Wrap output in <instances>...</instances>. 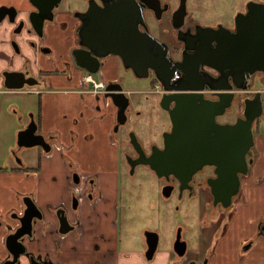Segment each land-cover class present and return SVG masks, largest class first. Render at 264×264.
Listing matches in <instances>:
<instances>
[{
    "label": "flooded vegetation",
    "instance_id": "obj_1",
    "mask_svg": "<svg viewBox=\"0 0 264 264\" xmlns=\"http://www.w3.org/2000/svg\"><path fill=\"white\" fill-rule=\"evenodd\" d=\"M246 6L247 4H244L240 11L235 12L230 22L222 18L214 23L208 19L209 16H206V13L201 9L200 0H0V57L3 56L2 48L7 46L10 41L15 56L23 58V64L19 65L20 67L16 66L18 63L11 65L7 60L0 58V68L1 66H5L0 69V95H33L39 94V91L43 90L61 93L63 91L61 88L56 87L54 81L60 82L63 79L70 83H75L72 91L82 98L83 78L88 75V72L77 65V60L83 61L85 58L83 52L85 47L80 45V41L83 40V37L87 41L91 39L99 41L103 36L99 29L103 31L107 23L114 22L135 25L138 33H140L139 35L142 36L146 43L138 42L133 34L127 36L126 40L129 41L127 44L133 48L129 58H121L114 54L99 58L101 67L97 73L90 74L92 78L96 79L95 81L105 82L101 72V68L105 64L115 63L123 67V59L132 63L146 62L155 66H167L168 69L179 67V70L174 71V73H177V79L184 77L185 70L191 67L203 80L202 84L205 88L203 91L204 98L210 101L215 100L217 98L215 91H212L208 84H214L219 74L200 63L206 50H210V47L214 48L215 46L213 43V46L205 47L206 41L203 40L202 36L206 34V28L212 27L217 29L220 24L233 30L235 16L239 13H245L247 10ZM107 16L114 17L108 19ZM88 31L93 32L92 38H90L91 35L88 36L86 34ZM58 33L60 40L55 41L54 45H52L49 42V37ZM186 39L187 42L185 41ZM22 45H24L25 51ZM137 47L138 49L135 50L134 48ZM143 47L148 49L154 47L156 53L143 52ZM98 52H101L100 49H98ZM126 70L132 72L130 69ZM9 74H12V76ZM19 74H24L26 78H29L30 81H36L38 85L19 90L6 89V80L10 79L8 85L19 84L22 81L19 80ZM259 74L261 81L258 80V82L263 87L264 76L261 73ZM148 78L152 86L147 94V96L150 95L147 100L150 98L152 100L149 101L148 106L146 103H144V106L150 111L164 113L168 125H165L162 131H165L164 133L170 132L171 121L168 111L163 110L160 106V98L164 94V91L154 90V82H157V79L152 72H150ZM253 78L249 80L251 82L250 88H253ZM120 80V77H118V82ZM28 89H38V92H29L31 90ZM247 94L235 95L231 106L225 110L222 116L217 117V121L226 123L234 122L237 118H243L244 100L246 97H252V94ZM104 95L105 92H98L93 96L94 102H96L94 103V109L97 111L100 109L99 101L105 102ZM17 97H13L12 101L16 100ZM17 104H11L7 109V113L10 114L13 121H16V124L13 126L14 135L9 139V143L6 145L4 151L0 148V190L13 193L15 200V205L11 209L0 212V241L7 251L5 257H0V264H29V261L25 257L13 256L18 249L10 253L6 245L8 236L15 234V232L16 236H21L22 225L20 219L25 214L27 199H31L36 205L33 194H22L20 191V184L24 182V179L20 178L19 175L24 176V158H33L37 164H40V159L43 156L49 158L52 156L55 147H62L58 135H45L41 133L39 128L40 118L37 113L31 110L24 111L23 105L18 102ZM131 108L130 102L127 114ZM23 112L28 114L26 119ZM230 117H233L234 120L230 121ZM32 122L36 126V134L41 135L44 140L42 146L25 148L20 144L23 141L18 140L19 134L25 129L32 128ZM130 122L133 126L134 121L132 122L131 120ZM162 133L159 135L160 142L158 145L149 141L148 150L143 148L146 156L151 153L152 146L160 149L163 147ZM134 153L133 157L126 156L129 159H136L138 155L135 151ZM65 163L68 168L72 169L73 165L70 162L66 161ZM252 164H254V160ZM142 166L149 169L147 165ZM127 167L130 170L129 163ZM133 171L130 170V173ZM245 176H240L241 181L243 177L245 179ZM215 177L214 167L204 166L192 175L186 186L181 188V190V183L174 176L170 175L168 180L165 177H161L160 179L163 181V186H173L172 192L176 191V194L179 195L182 192H187L190 198L196 199L197 208L195 213L199 214L201 207L205 204L210 205L211 209L230 210L243 189L242 182H240V191L233 198L230 207L224 209L220 203L214 205L208 180ZM69 181L70 200L68 206L60 204L56 208H48L54 217V224L45 219V213L36 205L40 211L41 219H37L36 224L32 225L30 237L22 234L19 239L24 238L23 244L29 253L31 251L28 250L27 243L33 244L38 240L37 238L57 236L62 240V238L71 234H74L75 238L81 237L80 206L83 201L88 202L90 205H95L102 198L99 179L97 176H84L77 172L76 169L75 171L73 169L71 175H69ZM206 198H208V201L205 200ZM61 213L67 218L68 226L72 228L68 229L66 233L59 232L60 228H67L58 221ZM183 232L184 227L180 225L174 235L171 255L169 254L175 257V261L172 264H189L190 261L196 260H192V257L189 256L191 259L184 262L188 252L187 248L183 256H178L173 249L177 234H180L179 241L186 242L183 238ZM143 233L142 242L146 251L147 246ZM252 243L253 240L247 245L250 247ZM55 246L59 254L61 250L58 241H55ZM186 246H188L187 243ZM95 247L98 249L97 246ZM39 255L33 253L35 257ZM42 258L50 264H62L60 262H53L47 254L42 256ZM93 264H98V262L96 261Z\"/></svg>",
    "mask_w": 264,
    "mask_h": 264
},
{
    "label": "water",
    "instance_id": "obj_2",
    "mask_svg": "<svg viewBox=\"0 0 264 264\" xmlns=\"http://www.w3.org/2000/svg\"><path fill=\"white\" fill-rule=\"evenodd\" d=\"M246 8L245 13L235 16L233 30L220 24L217 29L206 28V34L202 36L206 41L205 47L213 46V43L215 46L206 50L207 53L205 52L200 62L219 74L214 84H208L210 89L215 91V100L204 98L203 80L191 67L185 70L184 77L174 80L173 73L179 70V67L168 69L167 66H155L146 62L132 63L123 59V67L130 69L137 78L146 79L150 72L155 75L164 90L160 106L168 111L171 121L170 132L163 134V147L160 149L152 146L148 156L135 134L129 133V143L138 155L136 159H129L130 170L133 171L136 165H147L158 178L165 177L168 180L170 175L174 176L181 183V190L202 167H214L216 177L209 179L208 185L213 204L220 203L224 209L231 206L233 198L240 191V176H245L253 163V128L263 114L262 95L256 91L252 97H246L244 100L243 118L226 123L217 121V117L222 116L231 106L235 95L247 93L251 89L249 80L254 77L255 82V74L261 73L264 76V4L249 1ZM113 17L107 16L108 19ZM92 31L86 32L88 36L91 35L90 38ZM99 31L103 35L99 41H87L84 37L80 41V45L85 47V58L83 61L77 60V65L90 74L97 73L101 67L99 58L110 54L129 58L133 48L128 46L129 41L126 38L130 34H133L138 42L146 43L133 24L109 22L103 31ZM185 41L187 42V39ZM98 49L101 52H98ZM142 51L156 53L154 47H143ZM19 76V80H22L19 84L8 85L10 79L6 80V89L19 90L38 85L24 74ZM103 91L104 98L117 108V123L114 127V132H117L127 121L126 112L130 98L118 81L107 82ZM31 124L32 128L19 134L18 140L23 141L19 143L25 148L42 146L44 140L41 135L36 134L34 123ZM172 191L171 185H165L161 189L165 198H168ZM26 204L25 214L20 219L21 236L23 234L30 237L32 225L36 224L37 219H41V214L31 199L28 198ZM58 221L67 227L60 228V233L72 229L62 213ZM143 235L147 246L144 257L151 261L156 251L158 236L148 230L144 231ZM20 237L16 236L15 232L6 239L10 253L18 249L13 256H23L29 264H50L42 256L35 257L32 252L29 253L23 244L24 238L19 240ZM179 238L180 234H177L173 249L178 256H183L187 246L186 242L179 241ZM248 247L249 245L244 249ZM189 264L196 263L190 261Z\"/></svg>",
    "mask_w": 264,
    "mask_h": 264
},
{
    "label": "crops",
    "instance_id": "obj_3",
    "mask_svg": "<svg viewBox=\"0 0 264 264\" xmlns=\"http://www.w3.org/2000/svg\"><path fill=\"white\" fill-rule=\"evenodd\" d=\"M59 40V33L49 37L52 45ZM117 66L119 67L115 63H109L101 68L105 82L118 81L120 70ZM123 69L126 70L124 67ZM131 74L135 76L132 72ZM54 84L63 92L39 91V94H33V99L28 104L23 101V109L37 113L41 133L58 135L62 147H55L49 158L43 156L40 164L33 158H24V176L19 175L24 179L20 184V191L22 194H33L36 205L45 213V219L53 224L54 217L48 208L53 209L60 204L68 206L69 175L73 169L84 176H97L102 198L95 205L82 202L80 238H75L74 234L67 235L62 240L57 236L41 237L33 244L27 243L28 250L41 256L47 254L53 262L62 264H93L96 261L98 264H172L170 255L164 251L156 252L152 260L147 261L144 248L139 252L129 251L118 245L114 222L118 207L116 172L119 168L121 138L118 139L116 134V141L113 139L117 123L116 106L109 101L105 107L107 101H99L100 112L96 115L91 111V106L95 103L93 96L81 92L83 103L79 95L72 91L75 83L62 79L60 82L54 81ZM87 89L88 85L84 84L82 90ZM130 111L133 115L134 108ZM140 114L138 112L137 116ZM260 130L259 121L254 125L253 133ZM252 153L254 164L241 181L244 190L239 193L238 201L236 199L232 208L225 211L226 215L231 214L228 215L231 218L221 236H215L220 231L219 222L210 223L207 227L206 218L199 220L204 234L197 245L201 248L203 242L210 245L213 241L215 250L210 255L201 257H196L191 252L184 262L191 259L190 256L192 260L196 259L197 264H264V135L257 136L255 133ZM66 161L73 165L72 169L68 168ZM14 205L13 193L0 190V212L8 211ZM214 226L215 230L211 232L210 229ZM102 231L107 232L109 237L101 235L102 240L98 241L95 235ZM256 236L258 237L255 238ZM251 240L253 243L250 247L244 249ZM55 241L60 244L59 254ZM93 246L98 249L95 247L93 250ZM6 254L0 241V257H5Z\"/></svg>",
    "mask_w": 264,
    "mask_h": 264
},
{
    "label": "rangeland",
    "instance_id": "obj_4",
    "mask_svg": "<svg viewBox=\"0 0 264 264\" xmlns=\"http://www.w3.org/2000/svg\"><path fill=\"white\" fill-rule=\"evenodd\" d=\"M249 1L264 4V0H200V6L206 13V16H209L208 19L211 20V22L213 21L215 23L222 18L230 22L235 12L240 11L244 4H247ZM22 47L25 51L24 45H22ZM2 49L3 56L0 57L1 59L7 60L11 65L18 63L16 66H21L23 64V58L21 56H15L13 53V47L10 41L8 45L4 46ZM4 67L5 66H1L0 69ZM120 67L119 65L120 83L124 91L132 92L129 98L134 112L133 115L131 111L127 114L126 123L119 127L117 133H115L113 137L115 141L116 134L118 139L121 138L118 151L120 152L119 168L116 172V176L118 177V190L116 196L118 207L114 222L118 245H120L121 249L139 252L144 248L142 233L144 230H149L158 235V245L155 254L161 251L170 254V252H172L174 235L179 226L182 225L184 227L183 238L188 245L186 256L191 252L196 253L198 257L210 255L215 250L213 241L210 245H208L207 242H203L200 249L197 245L199 240H202L204 234L199 220L206 218L207 222L205 224L207 227L210 223L215 224L219 222L220 231L219 234L215 236H221L226 228L228 219L231 218L229 217L231 214H228V216L226 215L227 212L223 209H211V206L206 204L201 207L199 214H196V199L190 198L187 192H182V194L179 195L174 191L168 198H165L161 193L163 181H161L150 168L148 169L140 165L134 167V171L130 173L127 167L129 163V158L127 156L133 157L135 155L133 147L129 144V133H134L142 145V148L148 150L149 141L154 142V144L156 143L155 145L159 144V135L165 132L162 130L165 128V125H168V121L164 113L150 111L144 106V103L148 106L149 101L152 100V98L147 100L150 95L147 96L144 93V91L150 90L152 86L150 79L137 78L133 76L130 71ZM93 79L96 80L95 78ZM258 80L261 81L260 74H256L253 88L261 87ZM16 96H18L16 100L12 101L13 97ZM32 99L33 95L31 94L0 95V148L3 151L9 143V139L14 135L13 126L16 124V121H13L10 114L7 113L8 106L11 104L16 105L17 102L23 105L24 100L26 104H28V101ZM80 101L84 103L83 97L80 98ZM104 105L107 107L108 103ZM91 107V111L98 115L99 111L94 109V105ZM138 112L141 113L140 116H137ZM27 116L28 114L24 113L25 119ZM233 117H230V121L234 120ZM131 120L132 122L134 121L133 126L131 125ZM260 127L261 130L254 132V135L255 133L257 136L264 135V112L260 119ZM246 187L248 188L249 185H246ZM242 190H244V187ZM205 200L208 201V198ZM213 230H215V226L212 230L210 229L211 232H213ZM101 235H103V237H109L107 232L102 231L101 234L98 233L95 235V238L101 241ZM257 237L258 236L255 238ZM213 239L216 238L214 237ZM93 250H95L94 246ZM170 258L173 263L175 261L174 255L170 256Z\"/></svg>",
    "mask_w": 264,
    "mask_h": 264
},
{
    "label": "built area",
    "instance_id": "obj_5",
    "mask_svg": "<svg viewBox=\"0 0 264 264\" xmlns=\"http://www.w3.org/2000/svg\"><path fill=\"white\" fill-rule=\"evenodd\" d=\"M176 78H177V73H174L173 79H176ZM83 83L88 85V89L84 90V91L82 90V93H86L87 95L95 96L98 92L99 93L104 92L103 89H104L105 83L102 81H98V82L95 81L91 77V75H86L83 78ZM28 90H31L29 92H38V90H35V89H28ZM154 90L155 91L161 90L160 85L156 84L154 87ZM261 93H262V101H263V109H264V89L261 91Z\"/></svg>",
    "mask_w": 264,
    "mask_h": 264
},
{
    "label": "trees",
    "instance_id": "obj_6",
    "mask_svg": "<svg viewBox=\"0 0 264 264\" xmlns=\"http://www.w3.org/2000/svg\"><path fill=\"white\" fill-rule=\"evenodd\" d=\"M155 83V82H154ZM129 140V139H128Z\"/></svg>",
    "mask_w": 264,
    "mask_h": 264
},
{
    "label": "bare ground",
    "instance_id": "obj_7",
    "mask_svg": "<svg viewBox=\"0 0 264 264\" xmlns=\"http://www.w3.org/2000/svg\"><path fill=\"white\" fill-rule=\"evenodd\" d=\"M217 14V13H216Z\"/></svg>",
    "mask_w": 264,
    "mask_h": 264
}]
</instances>
